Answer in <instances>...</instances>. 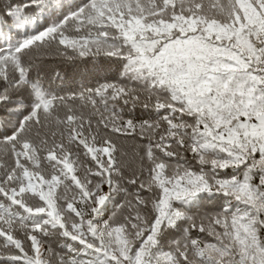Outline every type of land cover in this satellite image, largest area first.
I'll return each mask as SVG.
<instances>
[{
    "label": "snow or ice",
    "instance_id": "6c2138e0",
    "mask_svg": "<svg viewBox=\"0 0 264 264\" xmlns=\"http://www.w3.org/2000/svg\"><path fill=\"white\" fill-rule=\"evenodd\" d=\"M0 264H264V0H0Z\"/></svg>",
    "mask_w": 264,
    "mask_h": 264
},
{
    "label": "trees",
    "instance_id": "16d2710c",
    "mask_svg": "<svg viewBox=\"0 0 264 264\" xmlns=\"http://www.w3.org/2000/svg\"><path fill=\"white\" fill-rule=\"evenodd\" d=\"M53 69H56L61 72V75H64L65 73L67 74V80L61 84V81L55 80V73ZM100 75H103V73H100ZM45 78L47 80H51L52 86L58 87H65L67 88L68 86L71 87H77V86H82L85 83H92L94 82L92 80V74H90L87 70L81 68L79 71H76L72 68H66L63 65H58V63L55 60L49 61V66L45 71ZM127 150L131 152L132 146L131 142H129L127 146Z\"/></svg>",
    "mask_w": 264,
    "mask_h": 264
}]
</instances>
